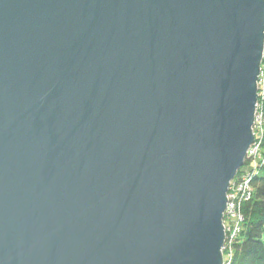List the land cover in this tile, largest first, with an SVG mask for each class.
<instances>
[{
	"label": "water",
	"instance_id": "95a60500",
	"mask_svg": "<svg viewBox=\"0 0 264 264\" xmlns=\"http://www.w3.org/2000/svg\"><path fill=\"white\" fill-rule=\"evenodd\" d=\"M263 39L264 0H0V264H222Z\"/></svg>",
	"mask_w": 264,
	"mask_h": 264
},
{
	"label": "trees",
	"instance_id": "16d2710c",
	"mask_svg": "<svg viewBox=\"0 0 264 264\" xmlns=\"http://www.w3.org/2000/svg\"><path fill=\"white\" fill-rule=\"evenodd\" d=\"M252 184L253 197L242 207L244 220L230 264H264V167Z\"/></svg>",
	"mask_w": 264,
	"mask_h": 264
},
{
	"label": "built area",
	"instance_id": "2783aa9c",
	"mask_svg": "<svg viewBox=\"0 0 264 264\" xmlns=\"http://www.w3.org/2000/svg\"><path fill=\"white\" fill-rule=\"evenodd\" d=\"M264 53V52H263ZM258 85L260 86L261 89H264V69L262 70V76L259 78L258 77V81H257ZM256 116V115H255ZM257 117V116H256ZM263 117V116H262ZM259 118V117H257ZM264 119V118H263ZM261 124L258 122V120L255 118L254 120V141H253V145L250 147L249 151L251 150V157L253 158V155L256 153L255 149H257V142L262 141V134L264 133V130ZM259 146V145H258ZM253 162H251L250 166L251 167H244L239 174L236 175V177L232 180L231 182V187L236 188L237 192L236 195L235 194H228L227 196V201H226V206H225V211L222 215L223 219L222 223H223V227L224 230L227 233H231L232 238H234V236H238V233L240 232V227L239 225L242 222V217L239 218L238 215L239 213H235L236 217H238V221L235 223L230 216L228 215V213L233 214V211H235L236 209L239 211L241 208L239 207V205H242L245 201L249 200L252 197V191L250 192L251 187H250V183L252 182V179L254 177V174L256 173V168L255 165L256 164H252ZM248 169V170H247ZM242 188V193L239 196V189ZM250 192V193H248ZM238 199L237 201L234 202V199ZM238 204V205H237ZM231 239H227V242H224V246L222 247V251H226L225 254V259H227L226 262H224V264H229L228 261V257L229 256L231 258V254H232V245L236 242L235 240L233 241Z\"/></svg>",
	"mask_w": 264,
	"mask_h": 264
},
{
	"label": "rangeland",
	"instance_id": "374dc122",
	"mask_svg": "<svg viewBox=\"0 0 264 264\" xmlns=\"http://www.w3.org/2000/svg\"><path fill=\"white\" fill-rule=\"evenodd\" d=\"M264 39H263V48H262V53H261V58H260V62H259V71H258V74H257V78H256V81H255V83H256V102H255V105H254V112H253V121L255 120V118L258 120V122L261 124V126H262V128L263 129H261V130H264V89H261L260 88V86L258 85V83H257V81H258V77L260 78L261 76H262V70L264 69ZM257 117H259V118H257ZM263 116V117H262ZM252 126V125H251ZM251 132H252V135H253V141H254V133H253V130H251ZM262 136H263V138H262V141H259L258 140V142H257V149H255V151H256V153L253 155V158L251 157V150L249 151V149H250V147H248L247 148V150H246V153H245V156H244V159H243V163H242V169L244 168V167H251L250 166V164H251V162H253L252 164H256L255 165V168H256V173L254 174V176L255 175H257L260 171H261V169L264 167V133L262 134ZM253 141L251 142V144H253ZM259 145V146H258ZM241 169V170H242ZM241 170H237V172H236V174H235V176H234V178L236 177V175L237 174H239L240 173V171ZM248 170V169H247ZM234 178H232L230 181H229V184H228V187H227V191H226V198L228 197L227 195L229 194H235L236 195V192H237V190H236V188H233V187H231V182H232V180L234 179ZM253 180V179H252ZM250 187H251V189L252 190H250V192L252 191V197H253V193H254V186H253V184H252V182L250 183ZM250 192H248V193H250ZM242 193V188H240L239 189V196H240V194ZM252 197L249 199V200H247V201H245L242 205H239V207L241 208L239 211L236 209L235 211H233V214H231V213H228V215L230 216V218L236 223L237 221H238V217L239 218H241L242 219V222H243V220H244V216H243V205L245 204V203H247V202H249L251 199H252ZM234 199V202L235 201H237L238 199H235V198H233ZM227 201V200H226ZM225 205H226V203H225ZM238 205V204H237ZM224 211H225V208H224ZM224 211L222 212V215H223V213H224ZM235 213H239V215H238V217H236V215H235ZM222 220H224L223 219V217H222ZM242 222H241V224L239 225V227H240V231H241V229H242ZM238 234H240V232L238 233ZM238 237V236H237ZM237 241H238V238H237ZM237 242H235L233 245H232V248H231V250H232V254H231V259H232V257H233V253H234V246H235V244H236ZM224 244V241H223V243H222V246H221V248H220V250L222 249V247L224 246L223 245ZM223 256V255H222ZM227 261V259H225L224 258V256L222 257V264H224L223 262H226ZM230 264V263H229Z\"/></svg>",
	"mask_w": 264,
	"mask_h": 264
},
{
	"label": "bare ground",
	"instance_id": "6f19581e",
	"mask_svg": "<svg viewBox=\"0 0 264 264\" xmlns=\"http://www.w3.org/2000/svg\"><path fill=\"white\" fill-rule=\"evenodd\" d=\"M251 130H253L254 131V121L252 122V126H251ZM255 139V138H254ZM253 144H250L248 147H251ZM242 165L239 167V169L238 170H241L242 169ZM234 178V177H233ZM254 178V177H253ZM222 225H223V223H222ZM223 235H224V238H223V241L224 242H227V239L229 238V239H231L232 238V236H231V233H227L225 230H224V227H223ZM238 236H239V234H238ZM237 235L236 236H234V238H232V240L234 241H236L237 242ZM221 254L224 256V258H225V254H226V251L224 250V251H222V249H221ZM222 256V257H223ZM228 257V261H229V263L231 262V258L229 257V256H227ZM224 263V262H223Z\"/></svg>",
	"mask_w": 264,
	"mask_h": 264
}]
</instances>
